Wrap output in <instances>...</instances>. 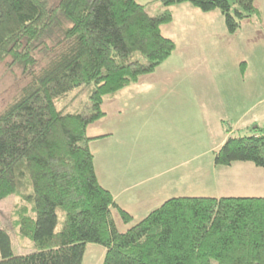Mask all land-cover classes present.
<instances>
[{
	"label": "trees",
	"instance_id": "1",
	"mask_svg": "<svg viewBox=\"0 0 264 264\" xmlns=\"http://www.w3.org/2000/svg\"><path fill=\"white\" fill-rule=\"evenodd\" d=\"M156 16L137 0H0V63L23 84L0 111V201L15 195L14 228L34 252L14 255L0 228V264H83L86 246L102 264H264V197H175L126 231L122 210L98 181L88 128L104 102L169 58L162 34L172 8L219 12L227 33L259 16L255 0H159ZM225 132L231 128L223 123ZM264 168V127L231 132L217 166ZM64 220L57 231L58 214Z\"/></svg>",
	"mask_w": 264,
	"mask_h": 264
},
{
	"label": "rangeland",
	"instance_id": "2",
	"mask_svg": "<svg viewBox=\"0 0 264 264\" xmlns=\"http://www.w3.org/2000/svg\"><path fill=\"white\" fill-rule=\"evenodd\" d=\"M137 2L146 4V12L149 16H156L160 10L162 11L159 0H137ZM172 11L174 22L176 19H188L195 16L201 19L218 17L217 15L220 17L217 11L203 13L190 4L175 6ZM190 13L194 15L190 16ZM179 29L181 33L177 35L178 39L183 37V27ZM165 32L171 39V25L165 29ZM234 47L233 43L228 46L229 53L224 54L223 65L235 57L232 51ZM236 49L244 50L241 43ZM174 57L175 52L154 73L142 76L144 83L153 80L154 74L160 75L161 71L171 72V67L180 66V58H177V62ZM212 64L216 63L209 65ZM23 82L19 71H9L4 63H0V111L20 89ZM183 86L185 91L190 90L188 83L184 82L180 89H183ZM147 99L158 100L152 93L139 98V105L135 107L133 104L130 105L127 114L131 122L126 121L130 126L126 132L124 129L120 130L113 126L116 122L112 121L113 118H104L98 122L104 125L96 124L88 128L89 136L98 137L105 136L109 132L108 124H111L112 128V138H102L88 144L94 155V165L102 186L106 184L105 186L116 194L123 191L126 185H133L138 191L152 185L150 187L152 197L161 196L160 199L168 195L171 198L264 197V168L256 167L250 162H236L230 166L215 165L214 152L218 148L212 149L205 124L198 117L199 109L197 110L195 106H186L188 110L184 105L179 111L180 108L171 109V106L161 105L160 101L153 102L155 105L146 109L149 102ZM186 99L191 100L190 92ZM230 109L231 105L228 106V110ZM214 139L217 140L218 137L215 136ZM185 161L189 163L183 164ZM137 179L145 184L137 187ZM133 180L136 182L130 183ZM120 181L125 186L121 187ZM147 197L144 196V199ZM116 199L119 200L117 195ZM18 205L23 203L15 195L0 201V228L9 233L13 254L26 255L34 252L35 249L30 240L21 238L12 228L13 212ZM57 214L58 231L62 226L64 215L59 210ZM141 214V212L135 213L134 221L147 215V213ZM113 218L117 220L118 231L124 232L126 229L122 226L116 212H113ZM104 252V248L99 245H87L83 264H102Z\"/></svg>",
	"mask_w": 264,
	"mask_h": 264
},
{
	"label": "crops",
	"instance_id": "3",
	"mask_svg": "<svg viewBox=\"0 0 264 264\" xmlns=\"http://www.w3.org/2000/svg\"><path fill=\"white\" fill-rule=\"evenodd\" d=\"M254 5L260 15L244 21L233 35L227 33L224 18L220 13V17L217 15L218 17L207 19L196 16L176 19L175 22L173 19V22L163 26V36L170 38L165 29L171 25V40L176 45L174 58L177 62V58H180V66L171 67V72L161 71L160 75L154 74L153 80L146 83L140 77L136 84L106 100V118H113L112 121H116L113 126L118 127L117 129L128 131L130 126L126 121L131 122L127 114L130 105H139V98L153 93L158 100L147 99L149 102L146 109L159 101L163 106H171V109L184 105L186 109L191 106L199 109L198 117L205 124L212 149H219L231 132L243 133L252 127H264V0H255ZM191 15L194 14L190 13ZM179 27H183V37L178 39L177 35L181 33ZM232 43L235 45L232 50L235 57L223 65V56L229 53L228 46ZM240 43L243 51L236 49ZM210 63L216 64L209 65ZM184 82L190 86L189 91H185L184 86L180 89ZM189 92L191 100L186 99ZM224 122L231 128L230 133L225 132ZM96 124L104 125L97 122L90 127ZM108 129L109 132L104 138L110 139L113 134L111 124H108ZM215 136L218 137L217 140L214 139ZM187 163L189 162H183ZM135 182L136 180H133L130 183ZM144 184L138 180L136 186ZM105 185L103 187L111 192L117 205L133 217L131 224L125 225L120 220L126 230L145 217L134 221L135 213L148 214L171 198L169 195L164 199L157 195L153 198L150 188L152 185L138 191L133 185L125 186L121 182V187H125L116 194ZM116 195L122 204L116 199ZM144 196L148 197L144 199ZM150 202L151 204H148ZM137 210L139 212H136ZM115 223L118 228L117 220Z\"/></svg>",
	"mask_w": 264,
	"mask_h": 264
}]
</instances>
